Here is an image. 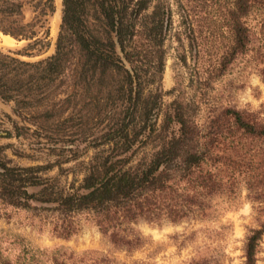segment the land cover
Wrapping results in <instances>:
<instances>
[{
	"label": "trees",
	"instance_id": "trees-1",
	"mask_svg": "<svg viewBox=\"0 0 264 264\" xmlns=\"http://www.w3.org/2000/svg\"><path fill=\"white\" fill-rule=\"evenodd\" d=\"M60 5L52 53L24 60L0 50V100L12 102L18 116L42 106L39 113L48 118L62 112L64 103L83 97L81 106H108L116 113L89 142L95 149L92 156L66 168L58 160L9 164L0 145V218L8 221L23 214L20 223L60 239L75 234L82 222L90 223L113 246L130 252L141 244L133 228L137 223L207 218L215 211L214 198L233 194L243 181L263 214L242 246L243 264H255L264 234V120L221 106L200 124L192 103L173 99L161 108L163 42L171 22L164 1L60 0ZM25 7L32 12L28 21L23 20ZM262 7L264 0H229L221 18L227 38L213 55L199 50L201 34L194 33L188 19L190 56L196 63L201 53L208 62L196 71L202 94L238 57L254 50V32L246 18ZM54 10L56 0H0V32L47 46L46 16ZM35 27L42 29V37ZM258 48L256 58L263 56ZM258 62L263 63L258 71L264 81V60ZM9 134L0 130V137ZM54 166L58 172L47 175ZM62 171L73 175L65 185L59 180ZM13 244L18 252L11 259L8 245ZM59 249L47 252L14 233L0 245V264H29L26 254L72 264ZM210 259L190 258L183 264L213 263Z\"/></svg>",
	"mask_w": 264,
	"mask_h": 264
},
{
	"label": "rangeland",
	"instance_id": "rangeland-1",
	"mask_svg": "<svg viewBox=\"0 0 264 264\" xmlns=\"http://www.w3.org/2000/svg\"><path fill=\"white\" fill-rule=\"evenodd\" d=\"M162 1L170 9L171 22L163 42L164 64L159 81L161 108L164 109L173 99L192 103V108L197 106L194 118L200 124H205L211 109L221 106H231L246 111L257 120H264V81L258 71L263 64L258 61L264 60V7L253 8L246 18L254 32V50L238 57L202 94L196 87V71L208 63L207 57L200 53L194 63L189 52L186 23L189 19L194 33L201 34L197 37L199 50L215 54L218 52L216 46L227 38L221 18L229 0ZM56 2V12L46 16L47 46L35 44L32 38L12 37L0 32V50L24 60H37L52 53L61 10L60 0ZM186 14L189 16L187 20ZM31 16L32 12L25 7L23 20L28 21ZM34 30L42 37V29L35 27ZM256 48L263 55L260 59L256 58ZM86 98L64 103L62 112L48 118L39 113L42 106L33 112L30 110L31 114L18 116L12 111V102L0 100V130L10 133L8 137H0V145L5 146L3 153L9 164L34 165L58 160L61 167L66 168L92 156L95 149L89 142L97 139L116 112L108 106H81ZM57 172L54 166L46 174L55 175ZM74 177L79 178L80 174L76 172ZM72 178L71 172L59 174L62 185ZM213 203L215 211L207 218L188 216L179 223H137L133 228L139 234L141 244L130 252L113 246L90 223L82 222L75 234L60 239L20 223L18 218L21 220L23 214L8 221L0 218V234L3 235L0 245H6L10 236L17 233L31 245L47 252L60 247L58 254H63L65 261L72 264H183L196 257L211 258L213 263L210 264H243L244 237L249 229L258 225L263 214L258 212L257 203L248 197L243 181L236 184L233 194L215 197ZM8 247L11 248L9 257L13 259L18 245ZM82 251L89 253L81 254ZM41 255L35 260L26 254L24 262L52 264L49 257ZM255 258V264H264V234L258 242Z\"/></svg>",
	"mask_w": 264,
	"mask_h": 264
},
{
	"label": "bare ground",
	"instance_id": "bare-ground-1",
	"mask_svg": "<svg viewBox=\"0 0 264 264\" xmlns=\"http://www.w3.org/2000/svg\"><path fill=\"white\" fill-rule=\"evenodd\" d=\"M56 9H57V2H56ZM55 12H56V10H55ZM57 16H58V18H56V20L59 19V13H58ZM57 16H56V17H57ZM56 20H54V23H55ZM57 21H58V20H57ZM5 44L10 45V43H5Z\"/></svg>",
	"mask_w": 264,
	"mask_h": 264
}]
</instances>
